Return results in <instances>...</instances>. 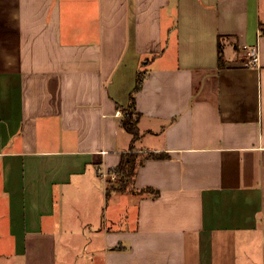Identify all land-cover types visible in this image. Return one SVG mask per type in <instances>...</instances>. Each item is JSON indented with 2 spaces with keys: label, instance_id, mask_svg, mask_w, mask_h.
Segmentation results:
<instances>
[{
  "label": "crops",
  "instance_id": "1",
  "mask_svg": "<svg viewBox=\"0 0 264 264\" xmlns=\"http://www.w3.org/2000/svg\"><path fill=\"white\" fill-rule=\"evenodd\" d=\"M262 26L264 0H0V264H264Z\"/></svg>",
  "mask_w": 264,
  "mask_h": 264
},
{
  "label": "trees",
  "instance_id": "2",
  "mask_svg": "<svg viewBox=\"0 0 264 264\" xmlns=\"http://www.w3.org/2000/svg\"><path fill=\"white\" fill-rule=\"evenodd\" d=\"M222 51L221 48H218V63L219 66H222ZM146 77V70H141L138 74V79H137V83L136 86L134 87L133 91L130 94V103L128 105L127 108L123 109V118L121 121L122 127L129 132L132 135V146L133 147V143L137 140L138 136H139V130L137 127V118L134 117V111H133V105H134V98H135V94L140 90L141 85L143 83V80ZM130 150H133V148H131ZM138 154H131V155H127L126 157H122L119 165L117 166V168H115V172H116V177H118L117 181H118V187L117 189H124L123 187L126 186L127 184V179H131V177H133L134 172L138 166L137 164V158H138ZM166 157L165 154H159V153H151L149 155V158H154V159H161ZM128 162H130V165H128Z\"/></svg>",
  "mask_w": 264,
  "mask_h": 264
},
{
  "label": "built area",
  "instance_id": "3",
  "mask_svg": "<svg viewBox=\"0 0 264 264\" xmlns=\"http://www.w3.org/2000/svg\"><path fill=\"white\" fill-rule=\"evenodd\" d=\"M264 36V26H262L258 31V37ZM259 63V54L257 46L251 47L248 50V62L247 66H257Z\"/></svg>",
  "mask_w": 264,
  "mask_h": 264
},
{
  "label": "rangeland",
  "instance_id": "4",
  "mask_svg": "<svg viewBox=\"0 0 264 264\" xmlns=\"http://www.w3.org/2000/svg\"><path fill=\"white\" fill-rule=\"evenodd\" d=\"M111 207H110V204L108 205V211H109V209H110ZM78 260H80L79 258H78ZM79 262L76 260V264H78Z\"/></svg>",
  "mask_w": 264,
  "mask_h": 264
}]
</instances>
